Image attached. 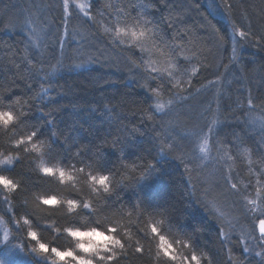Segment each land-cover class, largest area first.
Returning a JSON list of instances; mask_svg holds the SVG:
<instances>
[{
	"label": "trees",
	"instance_id": "1",
	"mask_svg": "<svg viewBox=\"0 0 264 264\" xmlns=\"http://www.w3.org/2000/svg\"><path fill=\"white\" fill-rule=\"evenodd\" d=\"M48 1L41 0V9L51 19L57 12ZM216 1L224 19L247 34L234 40L244 49L239 67L245 91L234 82L220 100L223 123L237 124L221 138L233 183L264 204V134L241 123L249 100L264 113V0ZM11 4L0 8V111H11L14 120L0 123V160L11 157L12 163L0 175L17 187L0 185V199L9 208L15 241L33 261L68 264L71 257L62 261L51 252L57 248L93 264H187L192 254L201 264H263L245 257L238 242H226L216 211L228 205L229 195L219 185L222 195L213 193L215 185L202 180L185 146L174 140L181 122L155 110L157 100L192 97L227 63L223 51L231 41L221 21L199 0H92L89 20L68 24L74 33L56 57L52 46L34 52L14 35L7 20ZM143 20L155 32L146 42L150 51L115 35L117 22L123 27ZM32 131L37 136L28 141ZM94 175L109 177V192L92 181ZM50 197L57 203L45 205ZM153 226L173 244L175 261L163 254ZM92 229L114 235L125 248L109 245L117 254L111 261L84 253L77 247L83 240L69 230ZM40 243L49 252L39 250ZM100 255L112 252L101 249Z\"/></svg>",
	"mask_w": 264,
	"mask_h": 264
},
{
	"label": "rangeland",
	"instance_id": "2",
	"mask_svg": "<svg viewBox=\"0 0 264 264\" xmlns=\"http://www.w3.org/2000/svg\"><path fill=\"white\" fill-rule=\"evenodd\" d=\"M5 1L7 0H0V8ZM10 1L12 4L8 9L10 14L7 16V20L10 23L9 27L13 28L16 33L14 35L19 36L26 47L34 52L40 53L46 46H52L56 57H59L71 35L70 33H74V30L68 29V24L76 22L78 25H82L88 21L89 14L85 15V12H89L92 0H68L67 7L64 5V0H50L48 1L49 5L52 3L50 11L56 10L57 12V14L52 12L51 19L45 12L46 10L41 9V0H22V3H17L16 0ZM199 1L211 17L221 21L222 26L226 29L231 47L228 52L225 49L223 52L225 59L227 57L229 60L227 63H223L224 67L218 66L213 77L192 97L183 99L175 96L169 100H157L155 101V110L166 119L173 120L174 124L178 125L177 122H181V126L175 127L174 140L180 141L182 147L185 146L183 151L190 155L194 169L202 177V180L215 185L211 191L222 195V188L229 195L228 205L224 207L220 204L219 207L222 209L216 211L225 228L226 242H238L245 257L254 258L264 264V234L259 229V221L264 219V204L260 203L257 194H245L240 192L237 187L231 188V184H233L229 166L231 159L227 155L222 139L225 132H233L234 128L230 125L237 124V122L234 120L231 124L227 122L224 124L221 120L220 111L224 106L221 105V96H226L227 88L234 82L240 83L241 90L245 91V85L242 82L243 72L239 67V59L244 49L243 47L236 48L234 44V40H239L237 34L240 30L229 24L228 19H224L223 10L216 0ZM77 3L85 4L87 7L81 10L77 7ZM47 5L43 4V6ZM55 18L57 21H54ZM234 27L237 29L235 32ZM71 40L74 42V46H77L80 41L78 35L72 37ZM158 103L165 106L163 111L157 109ZM245 109L241 123L247 122L248 125L250 124L249 131L255 130L263 135L264 113L256 111L252 101L246 103ZM214 120L217 123L209 140L210 154L207 159H204L203 154L199 151V145L202 143L201 137L208 132ZM8 165H0V169ZM252 200H256L257 204H251ZM4 204L3 198L0 199L2 207V209L0 207V264H59L42 257L40 262L33 261L34 259L15 241L18 240L17 235H15L12 223L10 224L11 219L7 217L10 211ZM5 235H7V240H5ZM85 239L87 238H84L83 241Z\"/></svg>",
	"mask_w": 264,
	"mask_h": 264
},
{
	"label": "snow or ice",
	"instance_id": "3",
	"mask_svg": "<svg viewBox=\"0 0 264 264\" xmlns=\"http://www.w3.org/2000/svg\"><path fill=\"white\" fill-rule=\"evenodd\" d=\"M64 5L65 7L68 6V0H64ZM77 7L80 8L81 10H84L87 5L85 4H80L77 3ZM88 13L85 12V15H87ZM143 23L145 25V27H141L140 24ZM150 22L147 20H143V21H136L135 22V26H129L127 24H125V26L121 27L119 26V22L116 23V32L115 35L117 37H120L121 35L128 37L130 42L135 46L141 49V51H150V49L147 47L146 42L151 40L152 36L155 35L154 29L153 28H147V24H149ZM106 31H111L110 29H105ZM237 31V29L234 27V32ZM239 35L241 37H246V33L244 31H240ZM124 41L122 40L121 43H123ZM233 51L235 52V49H233ZM185 59H187V57H185ZM195 71V69L193 70ZM169 75H171V73H169ZM249 103H251V101H249ZM169 104H171V101H169ZM157 109L163 111L164 109V105L163 104H157L156 105ZM14 120V116L13 113L11 111L8 112H2L0 111V123H3L4 125H8L9 123H11ZM217 121H213L212 122V126L209 127L208 132L205 133L201 139H202V143L199 145V151L200 153L203 154V158L207 159L209 154H210V146H209V140L214 132V128L216 126ZM37 136V132L36 131H32L28 136H27V140L28 141H33L34 137ZM33 148L36 151H40V149L33 144ZM12 163V158L11 157H6L5 159L0 160V165L3 164H11ZM43 171L45 173H53V169L50 167H45L43 168ZM59 175L61 178L65 177V172L63 170H61L59 172ZM69 179H71V177H68ZM92 181L95 184L101 185L103 186V191L104 192H109V186L106 183L109 180L108 176H104L101 175L99 177L97 176H92L91 177ZM0 185H3V187L9 191L14 190L17 185L13 182L12 179H9L7 176L5 175H0ZM237 187L236 184H231V188L235 189ZM97 190V189H94ZM43 203L45 205H53L56 204V198L55 197H50L48 199H45L43 201ZM70 206H75L76 202L75 201H68L67 202ZM251 204L256 205L257 201L256 200H252L250 201ZM85 208L89 207L88 204L84 205ZM258 210V209H257ZM217 211H219L217 209ZM220 215H223V213H220ZM259 229L260 232L262 234H264V219H261L259 221ZM151 231L153 233H156L159 236V240H160V248L163 252V254L165 256H168L171 260L175 261L177 259V256L173 254L174 252V248H173V244L171 242H169L163 235H159L157 228L155 226L152 227ZM70 235L76 238H79L81 240H83L84 238H89V239H96V243L95 244H89V245H85L82 242L79 243L77 245V247L82 250L84 253H89L91 255H95L98 256L100 258V260L102 261H111L116 257V252L113 251V249L111 247H109V245H114L120 249H124L125 245L123 243H121V241L119 239H117L114 235H108L106 236L103 232H99L96 229H92L89 232H81L79 230L76 231H72L69 230ZM112 233L116 232V229L113 228L111 229ZM29 235L33 237V239L36 238L37 234L35 232H29ZM5 240H7V235H5ZM101 249H103L104 251L107 252H112V255L110 256H101L100 252ZM35 250V249H34ZM39 250L47 253L49 252V248L46 244L44 243H40L39 244ZM51 252L55 254V256L59 259V260H67V258L71 257L72 259L68 261V264H72V261H76L77 264H93V260L91 258L85 259L84 256H76L74 254V252L72 250H67V251H60L57 248H52ZM184 260L187 261V264H192V262H195V264H201V259L200 257H198L195 254H192L190 259L185 257Z\"/></svg>",
	"mask_w": 264,
	"mask_h": 264
},
{
	"label": "clouds",
	"instance_id": "4",
	"mask_svg": "<svg viewBox=\"0 0 264 264\" xmlns=\"http://www.w3.org/2000/svg\"><path fill=\"white\" fill-rule=\"evenodd\" d=\"M82 243L85 244L86 246L89 245V244H95L96 243V239L87 238Z\"/></svg>",
	"mask_w": 264,
	"mask_h": 264
}]
</instances>
